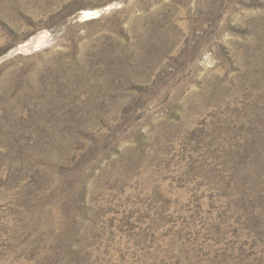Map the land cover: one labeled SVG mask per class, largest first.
I'll list each match as a JSON object with an SVG mask.
<instances>
[{
  "label": "rangeland",
  "instance_id": "1",
  "mask_svg": "<svg viewBox=\"0 0 264 264\" xmlns=\"http://www.w3.org/2000/svg\"><path fill=\"white\" fill-rule=\"evenodd\" d=\"M0 264H264V0H0Z\"/></svg>",
  "mask_w": 264,
  "mask_h": 264
},
{
  "label": "bare ground",
  "instance_id": "2",
  "mask_svg": "<svg viewBox=\"0 0 264 264\" xmlns=\"http://www.w3.org/2000/svg\"><path fill=\"white\" fill-rule=\"evenodd\" d=\"M86 16H91V13H87V15Z\"/></svg>",
  "mask_w": 264,
  "mask_h": 264
}]
</instances>
